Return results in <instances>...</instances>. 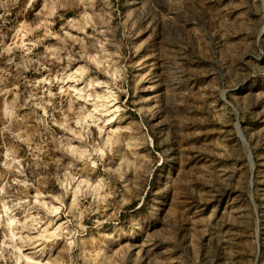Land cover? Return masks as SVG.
<instances>
[{"label": "rangeland", "instance_id": "rangeland-1", "mask_svg": "<svg viewBox=\"0 0 264 264\" xmlns=\"http://www.w3.org/2000/svg\"><path fill=\"white\" fill-rule=\"evenodd\" d=\"M0 264H264V0H0Z\"/></svg>", "mask_w": 264, "mask_h": 264}]
</instances>
